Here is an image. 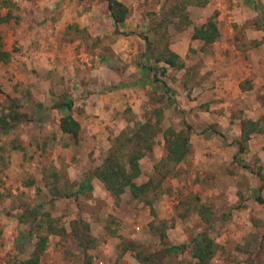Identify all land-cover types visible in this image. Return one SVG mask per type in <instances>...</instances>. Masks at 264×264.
<instances>
[{"label": "rangeland", "instance_id": "obj_1", "mask_svg": "<svg viewBox=\"0 0 264 264\" xmlns=\"http://www.w3.org/2000/svg\"><path fill=\"white\" fill-rule=\"evenodd\" d=\"M120 1L129 14L115 27L106 0H0V111L8 95L27 114L0 131V264L29 256L35 238L16 214L42 202L66 230L76 224L49 235L38 264H195L202 233L216 243L207 264H264V0ZM213 15L216 41L193 39ZM165 46L179 67L162 61ZM61 100L80 123L75 139L60 130ZM245 119L255 130L239 151ZM145 122L155 144L137 182L156 178L152 206L91 177L114 138ZM186 124L188 153L162 178L163 132ZM54 173L73 197L47 202Z\"/></svg>", "mask_w": 264, "mask_h": 264}, {"label": "trees", "instance_id": "obj_2", "mask_svg": "<svg viewBox=\"0 0 264 264\" xmlns=\"http://www.w3.org/2000/svg\"><path fill=\"white\" fill-rule=\"evenodd\" d=\"M106 2L109 16L116 27L119 22H123L127 18L129 8L120 0H106ZM194 3L202 5L201 0H196ZM179 7L181 9H179ZM176 9L182 12L184 11L183 7L180 5H177ZM170 13L174 14L176 12L172 9ZM180 15L185 20L189 19L187 14L180 13ZM2 21H6L5 16H0V22ZM218 36L219 30L214 15L201 25L195 26L192 33L193 39H200L204 44L213 43ZM143 38L146 46H149L151 42L148 37L144 36ZM7 57L6 53L0 52L1 59ZM177 60L178 55L165 46L162 61L171 67H179L181 64H179ZM149 68H152V66H149ZM163 70L164 69L161 70V73ZM159 82L163 92L167 95V100L174 103L171 98V90L165 82L162 80H159ZM7 97V110L5 111V108H3L0 111V131L14 127L20 119L27 117L26 113L20 111V105L8 95ZM64 105L67 106L69 112L59 118V127L63 134L75 139L80 131V123L71 113L73 108L71 103L61 100L57 103L55 102L53 107L62 108ZM254 125L252 120L245 119L241 121V139L236 142L239 151L244 149L245 141L248 140L250 134L255 130L253 128ZM190 131L191 126L186 124L185 128L178 131L168 128L163 132L165 154L155 165L157 174H159L160 177L164 178L167 175L169 172L167 168L168 165L179 163L188 153ZM213 132L222 136L217 130ZM154 144L153 129H150V125L146 122L142 125H135L129 130L122 131L114 138L110 150L102 162L91 170V177L100 180L104 188L115 196H119L128 191L133 198L139 199L143 201V203L152 206L159 187L158 184H156V178L149 177L146 181L140 183L137 182V179L141 175L139 161L146 154L152 152ZM164 166L166 169H163ZM256 174L260 179H264L260 172ZM51 175V179L44 178L43 182L44 189L49 194L47 202L62 197H73V192L64 189L66 187L64 184L65 182L61 185L59 184V175L56 173ZM28 184L29 183H27V185ZM36 191L40 192L41 188H36ZM2 196L3 193L0 191V200ZM43 203L44 202L40 204L24 203L22 210L18 211L16 214L17 222L28 228V232L24 233L23 236L25 238H31V236L35 238L29 256L26 259L19 260L17 264H38L41 255L47 248L49 235L65 236L68 233L71 235L73 234V229H75L73 226L76 223L72 220L70 222V231L66 230V227L61 225L59 219L53 217L49 210H41ZM160 236L163 237L164 233L160 234ZM197 241L199 242L193 247L192 253L193 258L197 259L195 264H207L216 250V243L206 233L200 234ZM123 246L124 251L132 249V246H129L128 242ZM135 257L142 260L144 256L141 257L136 254ZM145 259L150 260L151 256L146 255ZM122 263L125 264V262Z\"/></svg>", "mask_w": 264, "mask_h": 264}, {"label": "crops", "instance_id": "obj_3", "mask_svg": "<svg viewBox=\"0 0 264 264\" xmlns=\"http://www.w3.org/2000/svg\"><path fill=\"white\" fill-rule=\"evenodd\" d=\"M69 21H70V20H69ZM71 21H72V20H71ZM71 21H70V22H71ZM71 23H72V22H71ZM118 25H121V22H119V23L117 24V26H118ZM224 79H226V78H224Z\"/></svg>", "mask_w": 264, "mask_h": 264}]
</instances>
